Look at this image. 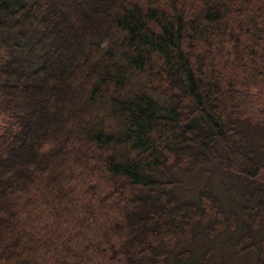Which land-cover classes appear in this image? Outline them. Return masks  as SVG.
Listing matches in <instances>:
<instances>
[{"label":"trees","instance_id":"16d2710c","mask_svg":"<svg viewBox=\"0 0 264 264\" xmlns=\"http://www.w3.org/2000/svg\"><path fill=\"white\" fill-rule=\"evenodd\" d=\"M223 233L264 264V0H0V264H208Z\"/></svg>","mask_w":264,"mask_h":264},{"label":"rangeland","instance_id":"374dc122","mask_svg":"<svg viewBox=\"0 0 264 264\" xmlns=\"http://www.w3.org/2000/svg\"><path fill=\"white\" fill-rule=\"evenodd\" d=\"M206 177V176H204ZM204 177H201L202 179L200 180H193V179H188V181L184 182L181 186H179L178 190L180 192V189H189V194L190 196L196 195V191L198 188L202 187L203 184L206 182V178L204 180ZM228 176L224 171H213L210 175L209 178V183L211 182L213 185V190L217 194V196L222 200L224 204H228L229 200L230 202L233 201L234 198L240 196L241 193L239 190V187L234 185L231 180L228 182V185H226V180ZM228 188L229 190V196L230 199L228 198L226 189ZM233 234H220L216 239L210 240L208 238H203L199 241L203 243H198L194 242L195 247H198V250L195 253L194 260H198V258L201 259L203 253H202V248L199 247L200 244L204 245V247L207 246L206 252L208 249H211V253L209 255H212L214 260L217 263H222L224 260H226L227 264H253L252 259L248 258H238L234 257L232 255V247L231 245H224L222 244L223 241L228 240L230 237H232ZM215 261L210 260L207 261L208 264H215Z\"/></svg>","mask_w":264,"mask_h":264}]
</instances>
